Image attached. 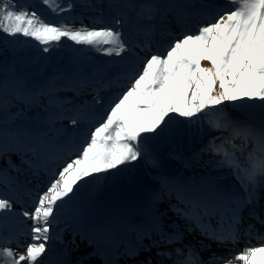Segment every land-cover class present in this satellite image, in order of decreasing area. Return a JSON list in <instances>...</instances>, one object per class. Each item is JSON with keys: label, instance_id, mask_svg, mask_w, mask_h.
Listing matches in <instances>:
<instances>
[{"label": "snow or ice", "instance_id": "snow-or-ice-1", "mask_svg": "<svg viewBox=\"0 0 264 264\" xmlns=\"http://www.w3.org/2000/svg\"><path fill=\"white\" fill-rule=\"evenodd\" d=\"M40 3L53 16H64L72 24L52 22L21 0H0V34L35 41L44 54L64 40L120 59L130 51L123 18L104 23L101 14L93 17L91 24L81 21L82 27L77 28L76 18L70 15L76 7L73 0ZM135 7L138 20L151 22L159 16L164 23L161 6H153L148 15L144 6ZM154 29L152 23L143 25L145 39L137 45L144 51L140 66L131 70L124 90L90 126L74 158L58 165L42 191L33 194L26 188L30 181L22 182L12 174L23 172L21 166L9 160L7 167L0 168L4 184L0 189V264H47L51 250L47 245L57 214L82 183L135 165L148 155L149 137L179 134L184 123L203 124L210 113L214 115L208 121L209 129L225 134L213 136L201 151L209 153L218 168L228 169L238 187L220 200L192 193L180 214L194 220L202 235L219 244L238 243L241 235L254 236L256 243L249 240L231 258L212 253L205 261L193 245L183 243L182 233L158 230L159 239L150 240L148 245L137 240L123 255L132 259L144 252L148 255L136 264H154L150 257L155 248L156 257L167 258V264H232L234 260L264 264V232L257 228H264V205L259 195L264 189V0H224L195 30L173 35L163 50H151L147 37ZM204 61L209 66H202ZM56 87V78L50 77L41 92ZM93 102L99 103V98L94 97ZM226 102L258 109L259 123L233 119ZM66 111L71 114L64 119L74 127L81 124L80 108ZM5 156L7 152L0 149V157ZM21 164L37 175L31 158L22 156ZM21 193L31 200L25 201ZM245 211L249 222L242 228ZM214 218L217 228L210 224ZM9 222L24 225V233L8 231ZM22 234L28 239L22 241ZM144 235L150 236V232Z\"/></svg>", "mask_w": 264, "mask_h": 264}, {"label": "rangeland", "instance_id": "rangeland-1", "mask_svg": "<svg viewBox=\"0 0 264 264\" xmlns=\"http://www.w3.org/2000/svg\"><path fill=\"white\" fill-rule=\"evenodd\" d=\"M96 1L91 0L90 3L84 4L73 0L76 7L70 15L76 18L75 27H82L81 21L83 24H91L93 17H101V14L104 23L123 18V32L131 45L130 51L123 59L105 56L88 47L76 46L67 40L50 53L44 54L35 41L24 37H7L10 42L11 61L15 63L13 79L16 82L13 86L16 93L26 94L29 99L32 96L38 98L31 103L32 107L20 105V109L16 111L14 110L16 107L4 111V105L0 104L3 107L0 109V149L7 152V156L0 157V168L7 167L9 160L21 166L23 172L12 174L18 175L22 182L30 181L26 188L31 189L33 194L44 189L48 177L57 170L63 160L74 158L90 126L129 83L127 79L129 73L133 68L140 66L144 57V51L137 47L145 39L141 30L143 25L147 23L155 25L154 31L147 39L150 41L152 51L163 50L173 35L179 36L185 29L195 30L211 16L216 6L224 2V0ZM27 5L52 22L58 23L63 20L69 25L72 24V21L66 20L64 16H53L40 0H31ZM137 5L144 7L151 5V8L161 6L160 12L165 15L164 23H160L159 16L157 20L151 22L137 20L138 9L135 7ZM145 12L148 13L147 10ZM202 66L207 67L209 64L204 61ZM50 77L56 78L57 87L52 90L45 88L41 92L42 86ZM94 97L99 98L100 102L94 103ZM5 99L8 102L6 97ZM73 108L81 109V124L75 127L68 119L63 118L71 114L66 110ZM225 108L233 119L257 124L260 121L258 109H245L238 104L227 102ZM33 111L37 113L34 114ZM56 115H60L61 118L55 119ZM213 115L210 113L205 116L203 124L193 123L188 126L184 123L179 134L149 137L148 155L135 165L101 175L80 185L76 194L57 214L58 228L63 230L65 238L69 236L70 239L74 238L71 254L80 258L78 264H81V261L83 264L94 261L95 257L91 254L95 252V243L86 239L84 235L93 230L97 217L114 211L126 210L132 213L135 221L139 219L144 222L143 225H136L135 222L132 224L133 238L151 232L145 227L151 222L154 223L152 228L162 226L167 232L178 230L189 236L194 234L191 230L195 226L180 213L185 210L184 201L192 193L220 200L236 190L237 182L229 170L218 168L214 158L209 153L201 151L213 136L225 134L209 129L208 121L213 119ZM4 139H8L9 143L5 144ZM235 142L239 143L238 140ZM22 156L25 160L32 159L37 175H32L27 164H21ZM194 163H197L196 166ZM193 170L195 173H192ZM3 187V178L0 177V189ZM21 195L25 201L31 200V197L24 193ZM259 195L262 198L260 203L264 205V189L259 190ZM74 212L78 214L77 221L73 224L71 218ZM245 217L246 211L242 228L249 222ZM211 222L217 228V220L214 218ZM117 224V221L112 220L106 223L109 225L106 228L110 230ZM13 226L24 229V225L17 223H12L11 227ZM156 228L160 230V227L153 229ZM171 228L174 230L171 231ZM257 228L264 230L259 225ZM195 233L201 232L198 230ZM240 238L243 240L242 244L237 243L239 249L230 254L231 256L240 253L249 240L254 242L255 239L254 236L250 238L243 235ZM156 239L159 238H151ZM227 253L231 252L227 251L222 255ZM139 259L142 260L141 257ZM232 264L242 262L234 260Z\"/></svg>", "mask_w": 264, "mask_h": 264}, {"label": "bare ground", "instance_id": "bare-ground-1", "mask_svg": "<svg viewBox=\"0 0 264 264\" xmlns=\"http://www.w3.org/2000/svg\"><path fill=\"white\" fill-rule=\"evenodd\" d=\"M77 214H78L77 212H74V214L71 218V222L73 224L76 223V221H77L76 220ZM57 220H58V217H57ZM112 220L117 221L118 224L116 225V227L109 230L108 227L106 228V226H109V225H106V223H110V221H112ZM134 222H135V220H134V218H132V213H130L126 210L119 211V212L114 211L113 213L104 214L101 217H97L93 230H91L90 233H86L84 235V237L89 238V240L93 239L96 241V244H95L96 250H100L103 253H106L108 251L107 252V254L109 253L108 255L113 253V254H111V256L118 254V256H121L119 258V260H121L122 258H126L123 255L126 248L134 245L136 243L135 240H142V237H140V236L133 238L132 232L134 231V227L132 226V224ZM9 223L11 225H7V228L11 227L12 223H14V222H9ZM151 223H153V222H151ZM9 230H10V232L16 231L19 233H24V229L14 227V226L11 227ZM259 231L263 232L264 230H259ZM56 232H60V231L56 230ZM25 235L26 234H22L20 236V238L21 237L24 238ZM55 237H57V234L55 235ZM102 238H104V239H102ZM118 241H120V242H118ZM242 241L243 240L241 239V242L239 241L238 243H242ZM142 242H143V240H142ZM213 242L215 243V241H213ZM244 242H246V240H244ZM255 242L256 241L254 240L253 243H255ZM194 244H195V242H194ZM209 246H212V243H210ZM47 247H50V244L47 245ZM221 247H222L221 248L222 254L224 252H227V251L232 252L233 246L230 245L229 243L221 244ZM225 247L228 249H225ZM51 250L54 251V249H51ZM206 251H208V249L203 251V252H206ZM97 253L99 254V252H97ZM93 254L98 255L96 253H93ZM227 255H228V253H227ZM99 256L104 257V255L103 256L99 255ZM160 258L165 259L163 257H160ZM75 264H78V262L75 261ZM105 264H110V263L106 261ZM120 264H123V262H120Z\"/></svg>", "mask_w": 264, "mask_h": 264}, {"label": "trees", "instance_id": "trees-1", "mask_svg": "<svg viewBox=\"0 0 264 264\" xmlns=\"http://www.w3.org/2000/svg\"><path fill=\"white\" fill-rule=\"evenodd\" d=\"M76 1H80L81 3H90L91 0L86 1V0H76ZM93 2H97L96 0H92ZM101 1V0H100ZM22 3H29L31 2V0H21ZM151 8L150 6H145V10L148 11L149 13V9ZM147 12H145V14H148ZM138 20V19H137ZM9 41L8 38L5 37L3 34H0V101H2V105H4V111H8V109L10 108H14V110L16 111V109H20V105L22 107H32V102L37 101V96L36 98L32 96L31 99L28 98V96H26V94L23 93H16V89H14V84L16 82V80H14L13 78L15 77L14 73V65L15 63L11 61V55H10V47H9ZM7 98L8 102H6ZM34 104V103H33ZM3 107L0 106V109H2ZM34 114H36V111H33ZM32 115V114H31ZM4 143H9L8 139H4L3 140ZM195 166L197 163H194ZM197 172V170H196ZM192 173H195V171L193 170Z\"/></svg>", "mask_w": 264, "mask_h": 264}]
</instances>
